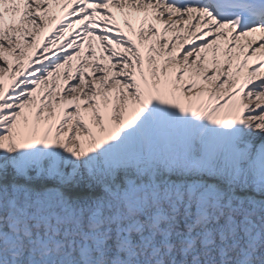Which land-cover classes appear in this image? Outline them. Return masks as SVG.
<instances>
[{"label":"snow or ice","instance_id":"1","mask_svg":"<svg viewBox=\"0 0 264 264\" xmlns=\"http://www.w3.org/2000/svg\"><path fill=\"white\" fill-rule=\"evenodd\" d=\"M0 264H264V0H0Z\"/></svg>","mask_w":264,"mask_h":264}]
</instances>
